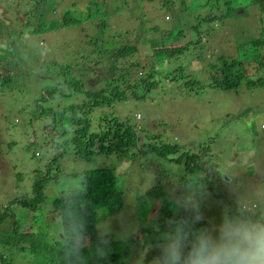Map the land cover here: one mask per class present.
<instances>
[{
    "label": "rangeland",
    "instance_id": "374dc122",
    "mask_svg": "<svg viewBox=\"0 0 264 264\" xmlns=\"http://www.w3.org/2000/svg\"><path fill=\"white\" fill-rule=\"evenodd\" d=\"M14 1L0 0V19H8L9 26L6 29L11 33L22 31L13 24L14 18L26 20L23 7ZM53 1L56 13L50 18L54 16L61 21V16L69 12L81 23L51 34L50 37L48 35L47 42L23 38V45H26L24 52L35 56L28 61V68L31 71L37 70L38 60L43 62L56 59L55 52L58 60L65 63L66 52L59 54L61 49L81 47L80 42L86 41L83 39L86 37L84 33L89 35L93 31L94 36L99 34L96 27L100 19L91 17L98 13H101L104 20L110 19L107 21L110 36L119 35L121 38L117 39L122 44L131 43L138 49L131 58V61H138L142 67L137 71L136 77L147 73L148 66L155 60V50H175L168 52L170 56L163 59L155 79L157 86L145 99L133 100L129 93L128 101L115 104L112 110L98 107L90 118L92 129L95 130L103 126L100 125V119L117 117L119 121L136 128L140 144L145 142L144 136H158L155 137L157 140L161 139L170 146H178L179 151L169 156L168 161L149 155L120 163L111 161L114 160V155H94L88 161L78 160L75 154H71V147L66 146L61 139L44 143L43 128L47 125L48 132L58 134L55 129L57 124L49 127L53 119L45 118L39 122L34 117L29 118L32 115L29 112H18L26 108L24 102H29L30 99L32 101L43 87V81L33 79L27 85L29 93L24 95L25 99L22 98L15 108H6V104L14 103L15 96H0V210L16 200L31 196L37 176L46 174L48 164L56 156L59 171L57 167L51 171V177H55L56 181H51L48 190L44 191V198L49 203L61 193L82 190L79 174L96 168L112 167L111 165L117 168L118 191L124 197L123 208L115 216L101 222L97 232L101 239L110 241L108 244L103 243V249L118 253L119 259L127 260V264H137L139 259L140 241L143 239L140 238V231L152 227L153 220L164 214V211L173 214L175 209L171 201H177L179 194L198 193L201 185H206L207 196L202 204V211L208 219L218 220L221 202L234 204L239 201L245 207L253 206L257 215H264V44L260 47L261 69L257 70V63L249 62L245 67L248 70L246 77L235 90H224L214 85L216 80L219 85L222 83L221 56L239 58L244 53L248 57L250 49L246 45L252 40L264 39V0H249L250 4L237 5V10L231 17L210 25L203 21L205 12L192 7L183 14L188 18L192 14L200 16V36L197 37L191 30L196 22L190 17L179 25V31L183 33L180 38H176L178 25L176 21L168 19V12L159 9L155 11V5L158 6V2L162 0H140V3L134 0ZM234 1L240 3L242 0ZM7 3L12 7L9 12L4 10ZM93 4H97L99 9ZM118 7L123 8L120 17L112 16L111 12ZM25 14L27 16L26 12ZM168 22L171 23L170 26ZM212 27H215V32L209 30ZM197 39L203 44L199 51L196 47L190 49L191 53L184 50L189 41ZM197 55L201 57H196ZM168 58L171 59L168 61ZM180 68L184 69L186 78L178 72L174 73ZM26 70L27 68L24 71H30ZM16 72L10 73L14 77ZM257 79H261L263 83L248 86L247 82L254 83ZM26 82L25 78V85ZM70 98H66V101H71ZM83 99L78 98L76 103L81 104ZM66 101L57 99L54 104L45 107L59 111ZM194 156L200 159L197 164L204 169L193 177L186 171L189 185L182 188L185 163L187 161L192 165L196 162ZM179 159L181 163L177 164ZM221 176L227 183L220 179ZM150 183L159 184L161 193L153 201L154 210L151 215L147 213V216L140 217L137 206L133 205L132 193L135 189L139 193V190ZM168 202L171 203L170 208L166 207ZM14 211L18 212L17 206ZM12 226L11 222L4 223L0 229L9 231ZM137 228L139 235H133ZM130 238L136 241V247L129 245ZM128 246L130 249L134 248L132 257L126 252Z\"/></svg>",
    "mask_w": 264,
    "mask_h": 264
},
{
    "label": "trees",
    "instance_id": "16d2710c",
    "mask_svg": "<svg viewBox=\"0 0 264 264\" xmlns=\"http://www.w3.org/2000/svg\"><path fill=\"white\" fill-rule=\"evenodd\" d=\"M134 1L140 3V0ZM154 1L150 0L149 2ZM14 2L23 7L26 20L14 18L15 23L13 24L20 27L22 31L11 33L6 29L9 26L8 19H0V96L4 97L7 94L15 96L14 103L6 104L7 110L15 108L16 104L21 103L22 98L25 99L24 95L29 93L27 85L31 80L37 79V81H43L42 89L32 101L31 99L29 102L25 101L26 108L24 107L18 112H29L33 115H28L29 118L34 117L39 122L45 118L53 119V125L50 124L49 127H55L57 124L55 129L58 134L54 135V133L48 132L47 125L43 128L44 143L61 139V142H65L66 146L71 147V154H75L78 160L88 161L94 155H114V160H111L114 163L126 162L148 155L168 161L169 156L179 151L178 146H170L164 144L161 139L157 140L155 137L158 136L151 138L144 136L145 142L140 144L136 128L119 121L117 117L100 119V125L103 126L95 130L92 129L90 118L98 107L103 106L112 110L115 104L128 101L129 93L133 100L145 99L148 93L157 86L155 79L163 59L170 56L168 52L172 53L175 50H155V60L151 63L153 65L148 66L144 76L136 77L137 71L142 67L138 61H131V58L138 49L131 43L122 44L121 40H118L121 38L119 35L110 36L107 23L110 19L104 20L103 16H100L101 13L95 15L92 13V18L95 16L100 19L96 27L99 34L94 36L93 31L89 35L84 33L86 37L83 39L86 41L85 43L80 42L81 47H74L71 50L61 49L59 54H63V51L66 52L65 63L58 60L57 52L54 50L56 59H47L43 62L38 60L39 68L31 71L28 68V61L34 59L35 56L27 51V53L24 52L26 45H23L24 40L22 41V39L26 37L47 42L48 35L50 37L51 34L70 28L72 25L79 26L81 21L72 17L69 12L61 16V21L55 19L54 16L50 18L52 14L56 13L53 0H15ZM158 3V6L154 4L155 11L159 9L168 12V19L172 22L176 21L178 25L176 38H180L183 33L179 31L181 30L179 25L185 23V20L190 17L196 22L191 30L197 37L200 36L199 30L202 23L200 16L192 14L188 18L183 14L187 10L190 11L192 7H197L198 11L205 12L206 16L203 17V21L210 25L231 17L237 10V5L250 4V1L242 0L238 3L234 0H162ZM93 6L99 9L97 4H93ZM11 8V4L7 3L4 10L9 12ZM122 9V7H118L111 12V15L120 17ZM53 10L54 12H52ZM170 24L168 22V26ZM214 28L209 30L215 32ZM205 33L209 34L207 31ZM263 44L264 39L250 41L246 45L250 49L248 57L244 53H241L239 58L221 56L219 61L221 62L222 83L219 85L216 80L214 85H218L224 90H235L246 77L248 70L245 67L249 62L257 63V70L261 69L260 47ZM195 47L197 51L203 47L199 39L189 41L184 50L191 53L190 49ZM196 57H201V55ZM171 58H168V61ZM175 58L180 59L179 57ZM26 68V71H30L25 72ZM11 71H17L14 77L11 75ZM177 72L186 78L183 68L174 73ZM93 77L95 79H92ZM25 78L28 81L26 85ZM261 83H263L261 79H257L254 83L247 82L249 87ZM68 97H71L72 102L66 101ZM82 97L84 98L82 103H76V100L82 99ZM57 99L66 101L59 111H55L52 107H45V105L54 104L53 102ZM24 115L22 114V116ZM31 120L29 119V121ZM29 124L32 126L31 122ZM145 131H143L144 134H146ZM194 157L196 162L192 165H189L187 161L185 163V178L181 181L182 188L189 185V181L186 180V171L193 177L204 169L202 165L197 164L200 159L197 156ZM180 163L181 159L177 161V164ZM57 164L58 159L55 156L48 164L46 174H43L42 177L37 176L38 180L33 183L31 196L23 200H16L0 210V227L4 223H13L9 231L0 229V264H127L128 261L119 259L118 253L115 252H109L106 259L101 258V255L107 251L103 249L104 239H101L97 232V227L101 222L115 216L123 208L124 197L122 192L118 191L117 168L110 164L112 167L96 168L79 174V178L82 180V190L61 193L49 203L44 198V191L51 181H56L55 177H51V171L56 167L59 171ZM164 178L166 179V177ZM143 189V191L139 190V193L135 189L132 193V202L134 206H137L140 217L147 216V213L151 215L154 210L153 201L161 193L159 184L150 183ZM16 206L18 212L14 211ZM166 207L170 208L171 203L168 202ZM164 212V214H160L159 218L153 220V223H158L161 229L164 227L165 219L173 215L170 211ZM81 231L85 246L82 253L77 255L71 241ZM140 232V238H143L140 241L141 252L144 245L153 241L157 234L154 232L153 226L144 228ZM129 245L136 247L137 243L133 238H130ZM130 248L128 246L126 252L132 257L134 248ZM153 254L155 253H150L148 258L151 259Z\"/></svg>",
    "mask_w": 264,
    "mask_h": 264
},
{
    "label": "clouds",
    "instance_id": "9594fccd",
    "mask_svg": "<svg viewBox=\"0 0 264 264\" xmlns=\"http://www.w3.org/2000/svg\"><path fill=\"white\" fill-rule=\"evenodd\" d=\"M220 179L227 183L223 176ZM206 196V185H201L198 193L179 194L177 201H171L173 215L165 219L163 229L153 225L157 235L144 245L137 264H264V215L239 201L221 202L218 220L208 219L202 211ZM133 235H139L138 228ZM71 243L81 254L83 232ZM109 251L101 258L106 259ZM150 253H155L151 259Z\"/></svg>",
    "mask_w": 264,
    "mask_h": 264
}]
</instances>
